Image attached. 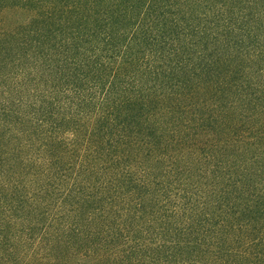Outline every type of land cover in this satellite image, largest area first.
Wrapping results in <instances>:
<instances>
[{"label":"trees","instance_id":"1","mask_svg":"<svg viewBox=\"0 0 264 264\" xmlns=\"http://www.w3.org/2000/svg\"><path fill=\"white\" fill-rule=\"evenodd\" d=\"M0 264H264V0H0Z\"/></svg>","mask_w":264,"mask_h":264},{"label":"rangeland","instance_id":"2","mask_svg":"<svg viewBox=\"0 0 264 264\" xmlns=\"http://www.w3.org/2000/svg\"><path fill=\"white\" fill-rule=\"evenodd\" d=\"M25 16H26V12H24L23 10L19 12L10 11L7 13V22L10 23V21L22 20L23 18H25Z\"/></svg>","mask_w":264,"mask_h":264}]
</instances>
